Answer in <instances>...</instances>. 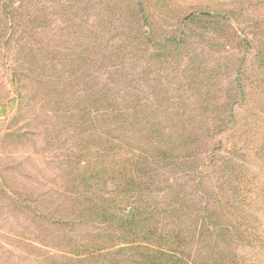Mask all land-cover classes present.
Segmentation results:
<instances>
[{
	"label": "rangeland",
	"instance_id": "rangeland-1",
	"mask_svg": "<svg viewBox=\"0 0 264 264\" xmlns=\"http://www.w3.org/2000/svg\"><path fill=\"white\" fill-rule=\"evenodd\" d=\"M169 1L170 13L155 0H0V264L131 260L115 251L125 248L121 241L109 256L75 255L108 230L80 218L79 175L105 161V147L118 140L154 154L147 125L197 137L176 165L153 171L155 199L184 197L187 224L203 207L229 201L234 164L258 175L264 189V157H254L264 144V111L251 99L256 90L264 95V0ZM209 6L224 25L180 22ZM175 37L179 45L167 42ZM108 100L130 108V117L104 124ZM87 106L91 126L83 124ZM263 197L226 218L257 236L253 246L206 234L189 244L196 262L210 264L219 244L264 264Z\"/></svg>",
	"mask_w": 264,
	"mask_h": 264
},
{
	"label": "trees",
	"instance_id": "trees-1",
	"mask_svg": "<svg viewBox=\"0 0 264 264\" xmlns=\"http://www.w3.org/2000/svg\"><path fill=\"white\" fill-rule=\"evenodd\" d=\"M170 5L169 0H155L153 6L157 10L170 13L172 12ZM223 20L225 17L222 16L221 19L214 6H209L182 16L180 22L218 25L222 21L224 25ZM178 39L180 37L168 38L167 42L179 45L181 41ZM263 97L264 95L256 90L251 98L260 101L261 114L264 111ZM106 99L107 97H102L100 100L106 102ZM83 102L76 101L74 104L88 105ZM107 104L106 110L102 113L104 124L119 125L130 117V108H116L109 100ZM93 114L92 107L87 106L83 112V124L91 126L94 123ZM151 126L147 125V130L144 129L143 134L147 136L146 146L153 147L154 154H150L147 149H135L127 141L118 140L116 143H108L105 147V161L96 166L88 163L87 170L79 173H82L79 175L80 184L85 188L83 193L85 204L82 206L80 218L98 221L107 226L108 230L95 236L98 239L95 245L92 243L91 246H77L74 249L75 255L83 258L109 256L114 252L117 246L115 244L121 241L125 248L121 247L115 251L120 253L129 251L128 257H125L131 260H124L119 264H198L189 244L206 234L216 237L219 244L239 242L241 245L253 246L257 242L256 235L249 233L247 229L244 230L241 224L229 226L225 223L226 218L230 219V214L234 215L233 211L236 209L244 211L250 202L264 195L259 176L234 164L231 170L233 178L230 182L229 201L225 203L215 201L214 207H203L187 224L190 208L184 197L182 199L180 196H173L164 201L155 199L157 181L153 171L157 163L165 162L172 165L175 162L176 165L184 158V154L198 143L197 137L190 132L173 137L158 128L151 129ZM240 134L244 138L247 133L240 131ZM254 157L263 159L264 144L262 149H256ZM108 186H113L112 190L103 191V187ZM58 222L62 224V221ZM174 223L179 226L178 229H175ZM219 244L214 247L217 257L210 259V264H248L247 261H250L229 253ZM109 262L116 264L119 259H111Z\"/></svg>",
	"mask_w": 264,
	"mask_h": 264
}]
</instances>
